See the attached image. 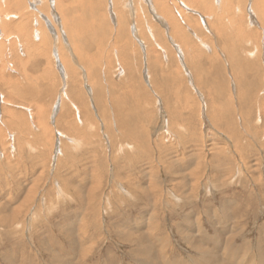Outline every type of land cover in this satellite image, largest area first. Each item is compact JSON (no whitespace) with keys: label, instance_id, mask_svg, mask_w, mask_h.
I'll use <instances>...</instances> for the list:
<instances>
[{"label":"rangeland","instance_id":"1","mask_svg":"<svg viewBox=\"0 0 264 264\" xmlns=\"http://www.w3.org/2000/svg\"><path fill=\"white\" fill-rule=\"evenodd\" d=\"M58 2L0 0V264H264V0Z\"/></svg>","mask_w":264,"mask_h":264},{"label":"bare ground","instance_id":"2","mask_svg":"<svg viewBox=\"0 0 264 264\" xmlns=\"http://www.w3.org/2000/svg\"><path fill=\"white\" fill-rule=\"evenodd\" d=\"M4 1H6V0H2V2L4 3ZM11 1L12 2H15V0H10V3H11ZM49 1V0H48ZM180 1H182V0H180ZM229 1H231V0H224V2L226 3V2H229ZM20 2V1H19ZM18 2V3H19ZM41 2H42V0H41ZM61 2V1H60ZM63 2V1H62ZM85 2V1H84ZM164 2V1H163ZM263 2V1H262ZM68 3V2H67ZM109 3V2H108ZM115 3V0H112V4H114ZM157 4H158V6H160V8H162L163 9V6H164V3H161L160 2V4L158 3V2H156ZM180 3V2H179ZM184 3V5H185V7H189V8H191L190 6H188L187 4H185V2H183ZM225 3H224V5H225ZM231 3V2H230ZM229 3V4H230ZM17 4V3H16ZM62 4V3H61ZM36 5V4H35ZM56 5H57V7H59L60 6V4H59V2H58V0H53V8H54V11H56L57 10V8H56V10H55V7H56ZM63 5V4H62ZM62 5L60 6V9H61V7H62ZM166 5V4H165ZM18 6H20V5H18ZM26 6V5H25ZM64 6V5H63ZM167 6V5H166ZM37 7V6H36ZM168 7V6H167ZM158 9H159V7H157ZM164 9L165 10H167V8H165L164 7ZM251 9V8H250ZM253 9V8H252ZM31 10V9H30ZM34 10V9H33ZM81 10V9H80ZM113 10V9H112ZM160 10V9H159ZM23 11V10H22ZM42 11V10H41ZM57 11H60L59 9L57 10ZM88 11H90L89 9H88ZM108 11H109V13H110V9H108ZM189 11V10H188ZM120 12H121V10L120 9H118L117 10V14L120 16ZM53 13V12H52ZM57 13V12H56ZM56 13H53V16H56V18H58L59 19V17H58V15L56 14ZM112 13V12H111ZM113 13L115 14V12H114V10H113ZM161 13V12H160ZM163 13V12H162ZM254 13V12H253ZM117 14H116V26H117V33H118V30H120V29H122V21H123V18L122 17H118L117 16ZM164 14H165V11H164ZM163 14V15H164ZM11 14H9L8 13V15H6V13H4V11H3V6L0 4V31L2 30V28L4 27V21H6L7 19H10V18H14V17H12V16H10ZM12 15H14V16H16V18L17 17H19L18 15H15V14H12ZM20 15V14H19ZM30 15V14H29ZM63 15V14H62ZM113 15V14H112ZM31 16V15H30ZM43 16V15H42ZM115 16V15H114ZM67 17V16H66ZM43 19H44V17H42ZM41 18V19H42ZM62 18V17H61ZM113 18H115V17H113ZM47 19L49 20V18L47 17ZM92 19V18H91ZM23 20V19H22ZM27 20V19H26ZM11 21V20H10ZM19 21V20H18ZM46 21V20H45ZM52 21V20H51ZM56 22L58 21V20H55ZM68 21V20H67ZM50 22V21H49ZM59 22V21H58ZM27 23V22H26ZM26 23L25 22H19L18 23V26L16 27V30H17V28H18V32L21 34V36L20 37H22V36H24L23 38H24V40H27L28 41V39H29V32L28 33H26L28 30H26V29H24L23 28V25H26ZM36 23H38V22H36ZM62 23V22H61ZM6 24H9V23H6ZM43 24V23H42ZM38 25V24H37ZM48 25H49V23H48ZM64 25V24H63ZM51 26L53 27V25H52V23H51ZM57 26V25H56ZM9 27V26H8ZM15 27V26H14ZM58 27V26H57ZM7 28V27H6ZM5 28V29H6ZM39 28V27H38ZM42 28V27H41ZM48 29V28H47ZM54 29H55V27H54ZM57 29V28H56ZM4 30V29H3ZM2 30V31H3ZM7 30V29H6ZM51 30L53 31V33H54V37L57 39V38H59V35H58V32H56V31H54L52 28H51ZM2 33V32H1ZM33 33L34 34H32L33 36H35V37H40V33H39V30L38 29H35V30H33ZM36 34V35H35ZM6 38H8V37H10V36H5ZM53 37V38H54ZM13 38H14V36H13ZM16 38V37H15ZM41 38V37H40ZM46 38V37H45ZM18 42H19V40H17ZM22 48H23V46H22ZM60 52V51H59ZM1 54V53H0ZM127 57V56H126ZM125 57V58H126ZM59 59H60V61H61V63H60V66H61V70H62V72L61 73H63L64 74V86H65V88L68 86V82H67V78H69V73L71 72V69L72 68H70L69 67V65H67L66 64V62L64 61V59H63V57H62V55H61V57H60V55H59ZM124 59V58H123ZM3 59H2V57L0 56V74H1V72H2V69H3V67H4V63H3V61H2ZM60 73V72H59ZM88 73H86V75H87ZM62 75V74H61ZM60 75V79H61V81H63L62 80V76ZM88 78V77H87ZM90 78V77H89ZM72 77L70 76V78H69V83H70V90H71V92L77 97V99H80V97L78 96V94H76L77 93V91H75L74 90V80L72 81ZM1 80V79H0ZM93 85V84H92ZM63 86V87H64ZM90 90H92V89H90ZM64 91H65V89H61V94H60V97L59 98H61V101L63 100V93H64ZM30 93V92H29ZM65 93H66V91H65ZM0 95H2V94H0ZM67 95V94H66ZM1 97V96H0ZM2 97H3V95H2ZM65 99V98H64ZM75 99V98H74ZM3 102H5V103H10L11 101L10 100H6L5 99V101L3 100ZM56 102V101H55ZM59 102V101H58ZM57 102V103H58ZM61 105V104H60ZM53 107H55V106H53ZM76 107H77V105H76ZM75 107V108H76ZM80 108H81V105H80ZM79 110V109H78ZM52 111H53V109H52ZM59 111V110H58ZM58 113V112H57ZM59 114V113H58ZM58 116V115H57ZM52 118V117H51ZM57 118V117H56ZM70 128V127H69ZM58 131V130H57ZM59 132V131H58ZM57 133V132H56ZM59 135V134H58ZM67 137V136H66ZM60 138H62V137H60ZM74 138H75V136H74ZM57 139V138H56ZM65 139V138H64ZM28 140V139H27ZM62 140V139H61ZM63 141V140H62ZM70 141V140H69ZM56 145V144H55ZM61 145H62V143H61ZM59 146V145H58ZM64 147V146H63ZM55 148V147H54ZM65 148V147H64ZM60 151V150H59ZM55 153V152H54ZM57 153V152H56ZM70 153V152H69ZM56 155V154H55ZM64 155V154H63ZM54 184V183H53ZM49 189V188H48ZM189 220V219H188ZM182 228V227H181ZM185 230V229H184ZM189 235H190V233H189ZM232 236H234V234L232 235ZM189 239H187V241L188 240H190V238H192L191 236H187ZM205 238V237H204ZM213 240V239H212ZM191 242H193V240L191 241ZM206 242V241H205ZM205 248V247H204ZM151 249V248H150ZM136 250V249H135ZM206 251V250H205ZM204 251V252H205ZM202 252V251H201ZM212 253V252H211ZM217 254V253H216ZM222 254V253H221ZM210 256H211V254H210ZM210 261V260H209ZM151 264V263H150Z\"/></svg>","mask_w":264,"mask_h":264},{"label":"crops","instance_id":"3","mask_svg":"<svg viewBox=\"0 0 264 264\" xmlns=\"http://www.w3.org/2000/svg\"><path fill=\"white\" fill-rule=\"evenodd\" d=\"M223 232H224V228H223Z\"/></svg>","mask_w":264,"mask_h":264}]
</instances>
